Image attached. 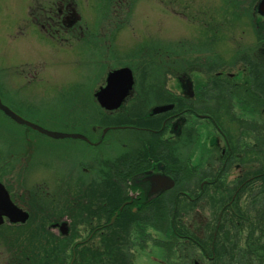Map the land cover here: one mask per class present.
Returning <instances> with one entry per match:
<instances>
[{
    "label": "rangeland",
    "instance_id": "1",
    "mask_svg": "<svg viewBox=\"0 0 264 264\" xmlns=\"http://www.w3.org/2000/svg\"><path fill=\"white\" fill-rule=\"evenodd\" d=\"M51 1L53 0H43L40 3L45 8L46 3ZM79 1L81 10L92 21L94 29L96 28V15L100 11L105 14L104 37L99 40L94 37V42H84V46H78V43L67 44L63 40V34L61 38L52 40L49 36L51 33L43 28L35 29L36 26L33 28L29 25L28 11L38 8L37 0H0V99L5 102L4 104L9 105L15 111H24L26 115L36 117V119L39 117L53 119L55 123L51 127L56 129L65 128L86 132L92 139L94 125L101 132L103 128L105 129L104 138L120 136V141L116 144L105 140L104 144L108 143V148L101 149L102 152L98 153L101 158H98L97 148L93 149L85 141L77 142L56 137H50L47 141L38 132L27 128L23 131L25 128L9 124L10 119L0 111V168H2L0 173H4V166L9 165L7 159H11L10 154L19 144L26 145L24 150L29 153L24 156V160L20 159L14 174H11L14 179V185L11 182L12 188L17 185L18 189H15L14 193L8 188L7 191L10 194V200L17 206L26 208L30 214L32 213V219L30 218L26 224L30 222L35 227L39 223L34 239V253L41 254L39 255L41 264H92L90 260L94 258H100L103 262L106 255L102 252L113 248L112 253L117 254V252H125V248L130 247L128 241L134 231L132 227L135 220H127V225L119 233L113 234L114 226L125 223V219L110 220L117 216L118 209H114L115 213L112 211L114 215L103 216L99 198L105 188V182L108 180L112 182V178L108 177V168L103 163L102 156L106 151L107 160L112 166L115 164L116 154L118 157L126 150V156H128L134 153L139 141L145 142L147 136H152V133H148L140 137L130 130L115 132L108 128L112 125L120 127L126 124L139 125L133 120L132 114L142 112L144 116H147L150 107H147L145 103L141 108L142 102H140L138 109L134 108L132 103L130 104L133 91L120 108L111 112L102 108L95 93L105 83L107 73L111 69L130 65L135 77L134 88L137 89L142 101L151 95L154 89L162 85L161 79L168 78L163 77L166 66L172 69L174 67L185 69L192 63L191 61L200 59L203 64L207 60V63H216L214 71L218 78L228 77V80L232 81L231 75L246 78L244 74L248 72V64L264 65V25L262 22H258L259 26L254 28L252 17H249L248 24L242 20L243 32L217 31L215 39L210 33L205 32L203 24L211 21L212 13H216V17L220 18L227 8L232 6L228 0H132L129 5V10L131 9L132 12L128 16L121 12L116 13H120L119 16L108 12L109 9L113 12L115 0L106 1L107 6H103V0ZM244 7L245 5H236L238 9ZM103 8L109 9L105 11ZM98 10L100 11L97 14ZM238 13L242 12L228 11L224 15L234 14L233 17H235ZM168 14L171 15L172 22H180V27L179 24L169 26ZM257 16L258 20L262 19L260 17L262 15L256 14ZM246 24L247 28L244 27ZM166 42L172 48L176 47V44L179 46L184 43V55L179 56L174 53L166 60L164 52ZM256 42L259 48L254 44ZM97 46L100 48L99 52L96 50ZM176 50L178 49H174ZM203 65L206 66V64ZM167 84H170L175 92H182V95H186L191 86L190 81H185L183 85L177 78H173ZM226 85L229 84L226 83ZM226 85L224 88H227ZM220 103L227 104V100L222 99ZM218 108L221 109L219 105ZM236 113H238V121H241L243 117L257 119L256 116L238 107ZM224 114L228 115L221 110V114L218 115L222 117L225 116ZM185 115L190 117V114ZM185 115L180 120L175 119L165 130V138L174 136L172 135L174 125H177L179 129L182 127ZM218 115L216 114L217 117ZM201 118L203 121L200 120ZM189 120L201 121L205 128L194 129L190 126V135L185 138L180 137V142L172 148L173 154L179 155L180 163L181 161L186 162V143H193L194 138L198 137L199 130L201 136L193 152L195 161H198L201 156L212 157L209 155L212 153V147L216 146L214 138H218L219 142L223 143L222 135L216 130L213 122L211 124L207 118L193 115L187 118L186 122ZM217 121L228 130V125L222 119ZM259 123V126L264 129V122L259 120ZM190 136L191 139H189ZM65 144H70L80 152L74 151V148L68 149V146L64 147ZM27 145L30 146V151ZM23 154L19 157H23ZM30 157L31 160H29ZM199 165L205 167L206 163H199ZM85 166L88 169H85ZM23 168H25L24 175L17 179V174L22 173ZM7 177L8 175L4 177L5 180ZM8 178L11 179V177ZM88 184L93 187L91 189L85 187ZM69 186L70 191L67 190ZM79 190L83 191L84 199L82 200L77 198ZM61 191H67L70 194L69 204L72 203L73 207L68 210L69 213H66L67 211L55 215L53 213V217L48 214L52 211L48 208L49 202L54 201L53 209H60L58 202L61 203V200L58 201V199L61 198ZM107 200L110 201V198ZM29 201L33 203L34 208L29 205ZM46 210L47 214H44ZM149 211L148 209V213L145 212V214L156 213ZM39 217H45V221L41 222ZM170 219L169 216L156 224L163 229L171 228V225L166 223V220ZM175 219L178 222L180 216ZM253 219L251 214L249 223L244 225L245 228L248 226V229L244 230L242 238L252 231V240L256 242L258 238V246H260L264 244V236L260 237L259 231H253L255 228ZM186 220L193 231L203 222V220H198V222ZM51 223L52 225L53 223L59 224L58 226L63 225L68 228V231L61 233L58 226L54 228ZM178 232L179 234L176 231H170L172 235L161 240L163 236L152 231L147 238L146 248L144 242L135 241L134 247L140 244L143 249L136 247L134 263L132 260L128 261L129 258L127 261L130 264H158L161 259L167 258V255L171 253L176 256L174 245L177 250L179 246L188 252L193 250V242L184 234L188 231L179 229ZM91 235V239L88 240L87 238ZM0 236V264H6V259L13 257L11 251L15 249L14 246H9V239L6 235ZM51 236L53 238H50ZM165 246L171 248L164 249ZM74 250H76V255ZM256 255L253 259L244 258V261L247 264H264V250H260ZM216 264H229V255L216 259Z\"/></svg>",
    "mask_w": 264,
    "mask_h": 264
},
{
    "label": "flooded vegetation",
    "instance_id": "2",
    "mask_svg": "<svg viewBox=\"0 0 264 264\" xmlns=\"http://www.w3.org/2000/svg\"><path fill=\"white\" fill-rule=\"evenodd\" d=\"M37 1L38 8L28 11L30 17L29 25H32L33 28L36 26L37 28L35 29L43 28L46 32L51 33L49 36L52 40H56L58 37L61 38L63 34V40H65L67 44L78 43V46H84V42H94V37H97V40L104 37L103 20L105 14L103 11H97V14L99 11L100 12L96 15V28L94 29L91 24L92 21L89 20L81 10L79 0H53L46 3L45 8H43L40 3V1L43 0ZM106 1L110 2L113 0H103V6H107ZM228 1L232 6L228 7L225 13L228 11H240L242 13L236 14L235 17H233L234 14H229L227 16L223 13L220 18L218 16L216 17V13H212L213 15H210L211 21L203 24V28L205 32L210 33L214 39L217 31L243 32L241 28L243 25L242 20H245L248 24L249 17H252V26L254 28L259 26L258 22H262L264 25V0ZM131 2L132 0L128 2H126V0H115L113 12H111L109 8L103 9L105 11L109 9L108 12L111 14L121 12V14L128 16L132 12L131 9L129 10ZM237 4L245 5V7L238 9L236 8ZM256 14L259 16L262 15L260 16L262 19L258 20ZM119 15L120 13L116 14V16ZM167 18L169 19V26L173 27L179 24L180 27L179 21L172 22L170 14L167 15ZM238 19L240 21H238ZM247 24L244 25L245 28H247ZM191 25L195 26L194 24ZM257 34L259 35V33ZM183 44L179 46L176 44L174 48H172L170 44H167L164 47V52L166 54L165 59H169L174 53H177L179 56L184 55ZM254 44L258 45L259 48L258 42ZM176 48L178 50L174 51ZM99 49V46H97V52L100 51ZM101 56L103 55L101 54ZM206 61L203 64H206L207 67L202 64L200 59L191 61L192 63L185 69L174 67L173 69L177 70H173L170 66H166L163 77L167 76L168 78L161 79L162 85L154 89L151 95L142 99V101L140 99L141 97L138 95L137 89L133 88L130 95L133 91L134 94L130 104L132 103V106L138 109L140 102H142L141 108L147 103L146 106L150 107L149 114L144 116L141 112V114L134 113L132 115L134 118L133 120L139 123V125L126 124L124 127L117 125L108 127L115 132L117 130H130L140 137L148 133H152L151 135L155 136H147L145 142L139 141L138 146H135L134 153L128 156H126L127 151L124 150L123 154H120V156H124L126 160L123 157L122 159L120 158L119 161L117 155H115V164L112 166L107 165L108 176H112L116 184L111 190L107 187L109 185H106L103 189L116 193L117 197L122 200L119 204L120 207H117L120 211L117 213L116 220L121 218L125 219V223L114 226L112 233H119L121 231L120 226L126 224L127 220H135L134 226L140 227L138 228L140 229L139 233L136 234L139 236L137 240L142 241V243L144 242L146 248L147 238L152 231L158 232L163 236V228L157 226L156 223L170 216L171 219L166 220L167 225L177 226V229L175 230L173 227V230L178 234L179 229L187 230L188 232L184 234L194 245V249L189 252L181 248L178 250L175 248L174 250L177 253L176 256H174V253H171L167 255L168 259L166 258L171 264H216V259L218 260L219 257L229 255L230 259L233 254L234 256L242 258L250 256V258L253 259L260 250H264V244L258 246V238L256 242L252 240V231L251 233H247L246 237L242 238L244 230L248 229V226L245 228L244 225L249 223L251 214L254 217L253 224L255 227L257 209L261 210L262 217H264V194L261 195L264 191V129L259 126V120L264 122V109H259L255 102H249V98L264 93V65H259L257 63L248 64V72L244 74L246 77L245 79L242 76L237 77L236 75H231L232 81H229L228 77L218 78V76H216V71H214L216 63L212 64L210 62V64ZM173 78L181 80L183 85L185 81L191 82L190 89H188L186 95H182V92L178 93L179 91L175 92L170 84H167L170 88L167 87L166 83H170V80ZM194 81H196V83ZM226 83L229 85H226ZM105 85L106 80L101 86ZM225 85L227 88H224ZM236 94L239 98H235ZM247 98L248 100L245 102L244 100ZM222 99L227 100V104L220 103ZM218 105L227 114H237L236 108L238 107L244 109L246 113L256 116L257 119L253 120L243 117L242 120L244 123H239L240 121L227 123V130L217 121L219 118L214 113ZM157 107H162V109L160 111H155L154 109ZM228 108H230V110H228ZM185 114H190V117ZM184 115V122H186L187 118H191L192 115L207 118L211 124L213 122L216 130L220 131L223 143L219 142L218 138H214V144L216 146L212 147V153L209 155L212 157L201 156L198 161L194 160L193 152L195 150V145H197L198 138L201 136L200 130L199 133H197V139H195V137L192 141L193 143L187 142L185 145L187 149L185 155L190 163H186L185 161H181L180 163V158H178L179 155L173 154L172 148L175 147L176 143L180 142V137L185 138L190 135V126H193L194 129H199V127L205 128L201 122L203 121L202 118L200 119L201 121L192 122L189 120L186 122L185 126L184 122H182L183 125L180 129L177 125H174V131L172 133L174 136L165 138V130L171 126L175 119L179 118L180 120ZM157 117H159V119H157ZM220 118H224L228 121L226 116ZM236 119L239 120L237 116ZM49 120L54 121L53 119ZM104 132V128L101 132L100 129L95 128L94 125L92 127L93 139L89 134H86V132H82L81 134H83L86 139L68 140L77 142L85 141L89 146L93 147V149L97 148V156L101 158V156L98 155L99 152H102L101 149L108 148L107 146L110 141H113V144H116V142L119 143L120 141V136L104 138ZM191 138L190 136L189 139ZM105 140L108 142L107 144H104ZM134 142L136 143V139ZM172 142L174 143L172 144ZM65 146H68V149L74 148V151L80 152L70 144H65L64 147ZM25 148L26 145L23 146L19 144L10 154L11 159H7L9 165L7 167L4 166V173H0V182L3 183L10 192L18 189L17 185L12 188L11 182L13 183L14 179L11 174H14L16 165L20 163V159L23 158L22 160H24V156L29 154L25 152ZM27 149H29L28 151L31 150L29 145H27ZM167 149L171 152L170 155H168ZM105 152L106 151H104V153ZM156 152L161 153V155L153 156ZM22 154L23 157H19ZM15 157L17 159H14ZM107 157L102 156V160L104 159L103 162L107 160ZM29 160H31V157ZM34 160L36 159L34 158ZM15 162L16 164H14ZM199 163H206V166L201 167ZM137 166H142V170L137 172L132 170ZM85 169H88V167L85 166ZM121 169L127 172L125 171V173L121 174L119 172ZM114 170H117V172ZM24 173L25 168H23L22 173L17 174V179L23 176ZM7 175L11 177L10 180L8 177L5 180L4 177ZM163 177H169L173 181V184L159 186V181H161ZM73 186L75 187V185ZM85 187L91 189L93 185L88 184V186ZM261 187L263 188L260 189ZM70 189V186L67 187L68 191H70ZM116 194H114L115 197ZM161 202L163 205L160 211L155 205ZM72 205L73 204L70 203L67 206L68 210H71L73 207ZM101 208L104 214L103 216L106 217L107 215H112L113 212L115 213L117 209H115V207H110L109 202H105L104 199L101 200ZM148 209L150 210L149 212L153 211L156 213L145 214V212L148 213ZM108 210L113 212L109 214L107 213ZM177 216H180L178 222L175 219ZM185 218L189 221L194 220L198 222V220H203V222L200 227L195 228L193 231ZM39 220L41 222L45 221V219L41 217H39ZM54 223L53 225L51 223V226L55 228L57 225ZM7 224L9 223L5 222L0 225V235L6 234L3 227ZM141 226L147 227L142 228ZM166 230L167 228L165 227V231ZM258 234L260 237L264 235L261 230ZM50 238L53 237L51 236ZM164 238L165 236H163L161 240ZM234 242H236V244ZM136 247L143 249L140 244H137ZM11 252L14 258H7L6 264H22L23 254L21 251L12 250ZM52 252L51 256H53ZM36 255L37 254H35V256ZM39 255L36 256L35 264H41V257ZM129 259H132V257H129ZM126 260H128V256H126ZM128 261H126V264H130ZM160 261L163 262V259Z\"/></svg>",
    "mask_w": 264,
    "mask_h": 264
},
{
    "label": "trees",
    "instance_id": "3",
    "mask_svg": "<svg viewBox=\"0 0 264 264\" xmlns=\"http://www.w3.org/2000/svg\"><path fill=\"white\" fill-rule=\"evenodd\" d=\"M160 87V86H159ZM157 89V88H156ZM235 98H239V96H237V94L235 95ZM250 101L249 102H255L257 107L259 109H264V93L263 94H260L258 96H255V97H252V98H249ZM248 98L245 99L244 101L247 102ZM221 110L224 112V110L221 108H217L214 110V113L215 114H221ZM228 110H230V108H228ZM227 110V111H228ZM238 114V113H237ZM237 114H232V113H228V115H225L227 118H228V121H226L224 118L222 119L226 124L227 123H232V122H238V120L236 119V116ZM133 115V114H132ZM224 116V117H225ZM218 118L221 119L218 115ZM239 123H244L243 120H241ZM168 150V149H167ZM171 152H169L168 150V155H170ZM117 155V154H116ZM119 155V154H118ZM161 153L159 152H156L153 154V156H160ZM103 156L107 157V154L106 152L103 154ZM124 156H118V159L120 161V158L122 159ZM116 158V157H114ZM125 159V157H124ZM188 159V158H187ZM186 159V163H190L189 159L187 161ZM104 160V159H103ZM102 160V161H103ZM126 160V159H125ZM104 164L106 165H109V160H106L105 162H103ZM185 163V164H186ZM208 163V162H206ZM111 166V165H110ZM185 166V165H184ZM142 166H137V167H134L132 170H134L135 172L137 171H140L142 170ZM117 172V170H114ZM126 170L124 169H121L119 170V172L121 174L125 173ZM127 172V171H126ZM105 175V174H104ZM106 176V175H105ZM109 177V176H108ZM110 178H112V182L110 180L106 181L105 182V185H109L107 186L108 189H112L113 186H115L116 183H114V178L112 176H110ZM109 178V179H110ZM81 191L79 190L78 194H77V198H79L80 200L84 199V197L82 196L83 194V191L82 193H80ZM114 194L116 193H113V192H109L107 190H104L102 191V195H101V198H99V201H101L102 199H104L105 202H109V206L110 207H115V209L117 207H120L119 204L122 200H120L118 197H117V194H116V197L114 196ZM61 195V198L58 199V201L61 200V203H59V207L60 209H53V207L55 206L54 204V201H51L49 202V210L52 209V211L48 212V214H51V216H53V213L54 215L57 214V213H64L66 212L68 209H67V206L69 205L68 203L70 202L71 198H70V194L67 193V191H61L60 193ZM41 196V194H40ZM82 197V198H81ZM110 198V201H108L107 199ZM254 200H257V199H254ZM29 205L34 208V205L32 202L29 201ZM162 202L155 205V207L161 211L162 209ZM119 209V208H117ZM194 209V208H192ZM257 214L255 216V223H256V227L254 228L253 231H260L264 233V217H262V213H261V210L260 209H257ZM47 214V210L44 211V214ZM68 213V212H66ZM107 213H110V210H108ZM236 215V214H234ZM32 216V215H31ZM54 217V216H53ZM259 217V218H258ZM32 219V218H31ZM43 219H45V217H43ZM127 224H124V225H121V229L126 226ZM37 227H39V223H37L35 225V227L29 222L25 225H22V227H20L19 229H15L13 230L12 232H9L8 234V243L10 244L9 246H14V249L15 250H19L21 251V253L23 254V261L21 262L22 264H35L36 263V256H35V253H34V248H35V244H34V239L36 237V232H37ZM140 228L139 226H133V228ZM147 226H144V228H146ZM173 227L175 228V230L177 229V226H173L171 225V228L169 227H166L167 230L165 231V229L162 230V234L163 236H165V238L167 239L169 237V235H172L171 233H169L170 231H174L173 230ZM239 231V230H238ZM237 231V233H238ZM252 234V233H251ZM264 236V235H263ZM119 238H122V237H119ZM167 241V240H166ZM127 245V244H126ZM167 248H171L169 246H165L164 249H167ZM175 245H174V249H175ZM181 246L178 247V249H180ZM113 251V248H110V250H108L107 252H102L104 253V255H106L105 259H103V262L100 258H94V259H91L90 262L92 264H126V256H128V254L126 252H117V254H113L112 253ZM92 257H95V256H92ZM256 257V256H255ZM171 258V256H170ZM250 256L247 257V259H249ZM96 259V260H95ZM229 264H247V262L244 261V258L242 257H238V256H234V254L231 256V258L229 259Z\"/></svg>",
    "mask_w": 264,
    "mask_h": 264
},
{
    "label": "water",
    "instance_id": "4",
    "mask_svg": "<svg viewBox=\"0 0 264 264\" xmlns=\"http://www.w3.org/2000/svg\"><path fill=\"white\" fill-rule=\"evenodd\" d=\"M107 85L106 87L102 88L101 91L97 93L99 101L109 109L116 108L121 105L124 99L129 94L130 90L132 89L133 85V77L130 69L124 68L120 70H116L110 73L109 77L107 78ZM0 109L16 120L17 122L25 123L34 129H38L44 133L53 135L55 137H80L79 134H70V133H62V132H53L46 129H43L37 124L29 122L19 115H17L13 110H11L7 105L2 103L0 99ZM156 110H161L156 109ZM165 183V182H160ZM2 214L8 215L11 220L17 221L22 220L25 221L27 218L26 213H24L21 209H19L9 198L8 192L1 187L0 189V217Z\"/></svg>",
    "mask_w": 264,
    "mask_h": 264
}]
</instances>
